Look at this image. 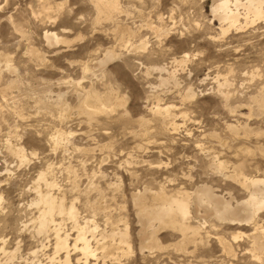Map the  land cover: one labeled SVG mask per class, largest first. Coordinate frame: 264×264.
<instances>
[{"label": "rangeland", "instance_id": "1", "mask_svg": "<svg viewBox=\"0 0 264 264\" xmlns=\"http://www.w3.org/2000/svg\"><path fill=\"white\" fill-rule=\"evenodd\" d=\"M115 1L108 15L96 0H0V249H17L8 264H51L55 227L35 233L41 174L87 225L88 264H264V211L239 225L191 215L197 234L161 229L157 249L143 250L134 206L145 188L177 197L205 184L235 206L248 194L227 176H264V20L228 29L212 0ZM108 51L117 58L96 68ZM168 72L177 84L165 87ZM87 93L104 98L101 109L83 107ZM55 218L74 244L72 221Z\"/></svg>", "mask_w": 264, "mask_h": 264}, {"label": "bare ground", "instance_id": "2", "mask_svg": "<svg viewBox=\"0 0 264 264\" xmlns=\"http://www.w3.org/2000/svg\"><path fill=\"white\" fill-rule=\"evenodd\" d=\"M96 1L97 2L99 1L98 3H100L102 8L99 6L97 7L101 8V11L103 13L104 11L108 15H111V14L113 15L116 12L119 13L120 9L115 0H96ZM212 1L214 2V5L212 7V16H215L217 20L228 25V29L229 27L231 28L234 27L236 29H243L245 25H251L256 22L258 23L259 21L264 20V0H212ZM241 17H243V20H244L243 26L240 25V22H239ZM129 33L130 35L133 34L131 32ZM48 40L50 44L51 43L54 44V42L55 43L56 42L65 43V41L59 40L57 36L49 35ZM115 58H117V55L114 52L109 53L108 51V54L104 55V58L97 61V64H96L97 66L95 67L104 69V67L107 66L111 62V60ZM183 63H184L183 61H179L180 65H182ZM153 70H155L156 72L157 71L164 72V69L162 67H157ZM167 71H170V70H167ZM175 77H176L175 72H168L167 77L165 79L161 78V85L165 87L169 83L176 85L177 78ZM193 96L194 95L191 93V91H189L186 94L187 99H191ZM80 101L83 107L87 109H90V108L99 109L100 108L99 106H103L105 103L103 102L104 101L103 97H101L100 95L98 96L96 94H90V93H87L85 98L83 97V99ZM260 106L262 109H264V101L262 102ZM18 154L21 155L22 160L25 158L23 156L22 150H20ZM222 167L223 166H221L220 169H222ZM46 177H47L46 174H41L39 178V182L44 183V186H46L48 192L43 193L39 189L37 191V197L39 200L37 202V205L41 207L43 206L44 210L40 212L41 214H39L40 216L36 220L35 233L36 235H41L45 237L46 235H48L50 231V225L53 224L52 226L55 227L53 230L54 240H55L54 252L52 253V255H49L47 259L49 260V263L51 264L52 263L69 264V262H71L70 259L72 255L70 252L72 253L80 252L84 259V261H82V264H88L87 263L88 258L95 257L96 256L95 251L97 250V248L91 247L90 245L91 240L89 241L85 237V234L88 232L89 229L87 225L82 227L83 225L82 226L80 224L78 225V223L76 222V219H78L77 218L78 213L75 212L76 209H74L73 207L74 205H72L70 208H67L64 205V199H57L55 196L53 197L52 194L49 193V189L53 190L54 186L52 182H47ZM227 177L231 178L233 181L240 184L241 187H243L245 191H247V194H248L245 200L238 202V203L235 202V206L231 204V201L233 200L234 197H232L229 194L228 198L225 199L224 197L217 195L214 192V190L211 187H208L206 184L197 187L191 193H188L186 191L179 193V196L177 197L174 195L170 197L162 192L153 193L147 188L144 189V193L142 192V194L139 193L138 195H135L134 206H137L140 212L139 213L140 216L138 214L139 217L137 218L140 219V223L143 226V229H142L143 231L141 234L142 242H141L140 248H142L143 250L144 249L146 250V248L148 250H153V249L156 250L157 249L156 234L161 229L162 230L167 229L169 231L179 232L182 235H184V237L186 236V232H188L189 230H192L194 234L195 233L197 234L198 229L194 230L191 227V224L188 223V220L191 218V215H194L197 218L200 216L204 219H207V218L214 219L221 223H226V224L227 222H230L231 224L236 223L239 225L243 223L252 222L255 216L259 212L264 211V176L260 178L253 177L252 179H250L248 177H244L242 173L240 172L239 168L238 169L235 168L233 174ZM56 215L58 217L66 216L69 218L70 221H72V224L74 226L73 228L74 229L76 228L77 230V231L76 230L74 231L76 232L75 234L76 236L75 237L73 236L74 238H72L74 239L73 240L74 244L70 243L71 240H69L70 237L68 234H64V235L60 234V229H62L60 227V224H54ZM52 226H51V229H52ZM116 236L121 238V241H120L121 244L127 245V247H129L127 232H124V233L119 232L118 235H114V234L112 235L113 238ZM104 250L105 248L102 247V251ZM16 252H17V249L8 252L7 250L4 249V247H1L0 254L1 256H3L4 261L2 262V260H0V264H8L9 262H11V260L16 257L15 255ZM36 254L37 252L32 253V255L34 256H36ZM59 254H63L62 255L63 257L60 258ZM36 261H37L35 262L36 264H41L39 259ZM27 264H30V263L28 262ZM77 264H80V262Z\"/></svg>", "mask_w": 264, "mask_h": 264}]
</instances>
